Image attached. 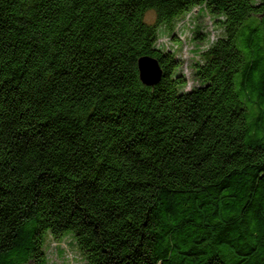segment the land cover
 I'll list each match as a JSON object with an SVG mask.
<instances>
[{
  "label": "trees",
  "instance_id": "trees-1",
  "mask_svg": "<svg viewBox=\"0 0 264 264\" xmlns=\"http://www.w3.org/2000/svg\"><path fill=\"white\" fill-rule=\"evenodd\" d=\"M201 8L221 34L186 90L158 28ZM48 235L83 264H264V0H0V264H48Z\"/></svg>",
  "mask_w": 264,
  "mask_h": 264
},
{
  "label": "rangeland",
  "instance_id": "rangeland-1",
  "mask_svg": "<svg viewBox=\"0 0 264 264\" xmlns=\"http://www.w3.org/2000/svg\"><path fill=\"white\" fill-rule=\"evenodd\" d=\"M258 1V0H257ZM148 23H156V15L153 11H149L145 15ZM158 28L160 34V42H165L167 46L177 45L176 55L183 60L181 72L188 79V85L185 88L190 90L198 85L193 77L192 65L199 60L201 51L215 40L220 34V28L214 25L213 18L207 14L204 9H195L190 14L174 21L170 28ZM197 28H201L205 41L195 40L194 32ZM46 252L48 256V264H83L84 259L75 243L73 236L68 235L60 241H55L49 235L47 236Z\"/></svg>",
  "mask_w": 264,
  "mask_h": 264
},
{
  "label": "water",
  "instance_id": "water-1",
  "mask_svg": "<svg viewBox=\"0 0 264 264\" xmlns=\"http://www.w3.org/2000/svg\"><path fill=\"white\" fill-rule=\"evenodd\" d=\"M138 69L140 79L144 85L154 86L162 78V70L159 63L154 58L145 57L139 60Z\"/></svg>",
  "mask_w": 264,
  "mask_h": 264
}]
</instances>
